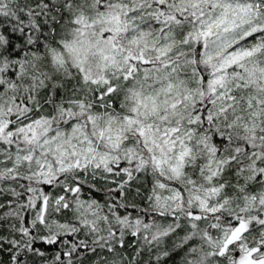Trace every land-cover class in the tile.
Segmentation results:
<instances>
[{"label": "snow or ice", "instance_id": "1", "mask_svg": "<svg viewBox=\"0 0 264 264\" xmlns=\"http://www.w3.org/2000/svg\"><path fill=\"white\" fill-rule=\"evenodd\" d=\"M0 193L7 264H264V0H0Z\"/></svg>", "mask_w": 264, "mask_h": 264}, {"label": "trees", "instance_id": "2", "mask_svg": "<svg viewBox=\"0 0 264 264\" xmlns=\"http://www.w3.org/2000/svg\"><path fill=\"white\" fill-rule=\"evenodd\" d=\"M97 187H98V188H103V187H114V185H106V186H105V185H103V182H98V183H97ZM45 190H46V191H50V189H48L47 187H45ZM89 196L94 197L95 199L99 200L101 203H103V201H104V193H103V190H101V191H99V192L93 190V191L90 192L87 188H85V189H84V192H83V196H82V198H85V199H86V198H88ZM8 197H10V194H9V193H0V204H6V201H7V198H8ZM132 198H133V197H131V196L129 197V199H132ZM136 202H137L138 204H140L141 206H143V203H142L138 198L136 199ZM30 219H31V216L28 215V214H25V220L28 221V220H30ZM2 231H3L4 234H6L7 229L5 228V229H3ZM133 240H134V238H132L131 236H129V237L127 238V243H132ZM169 243H170V241H169ZM8 259H9V254H8L7 252H4V253L0 254V260L3 261V264H7ZM145 259H147V253H145ZM175 259H176V261L178 262L179 259H180V257L177 255V256L175 257Z\"/></svg>", "mask_w": 264, "mask_h": 264}, {"label": "rangeland", "instance_id": "3", "mask_svg": "<svg viewBox=\"0 0 264 264\" xmlns=\"http://www.w3.org/2000/svg\"><path fill=\"white\" fill-rule=\"evenodd\" d=\"M9 199H11V196L7 198V201H8ZM7 201H6V203H7ZM5 211H7L6 208H4V209H0V216H2L3 213H4Z\"/></svg>", "mask_w": 264, "mask_h": 264}]
</instances>
